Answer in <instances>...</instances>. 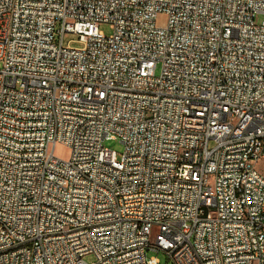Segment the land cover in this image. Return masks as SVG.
Segmentation results:
<instances>
[{"label": "built area", "instance_id": "built-area-1", "mask_svg": "<svg viewBox=\"0 0 264 264\" xmlns=\"http://www.w3.org/2000/svg\"><path fill=\"white\" fill-rule=\"evenodd\" d=\"M0 63V264H264V0H0Z\"/></svg>", "mask_w": 264, "mask_h": 264}, {"label": "rangeland", "instance_id": "rangeland-1", "mask_svg": "<svg viewBox=\"0 0 264 264\" xmlns=\"http://www.w3.org/2000/svg\"><path fill=\"white\" fill-rule=\"evenodd\" d=\"M257 22H261L262 20V16L258 15L257 16ZM100 30H102L104 32L105 35H110L112 33V26L108 23H102L100 25ZM77 36L75 34H66V36L64 37V43L68 44L70 42L71 46L73 47H80L82 44L77 42ZM0 67L1 63H0ZM156 72L157 74L160 73V66H157L156 68ZM105 145L113 150H115L117 153H122L124 150V145L123 143L119 140V139H111L105 142ZM54 154L62 159H68L70 156V148L66 145L63 144H57L54 148ZM257 169L264 174V161L261 160L257 163ZM161 263L160 264H167L168 260L167 257L165 255V253L163 252H159L156 254ZM85 259L88 261H93L94 260V256L93 255H87L85 256Z\"/></svg>", "mask_w": 264, "mask_h": 264}]
</instances>
